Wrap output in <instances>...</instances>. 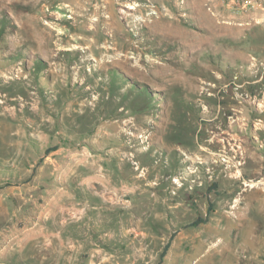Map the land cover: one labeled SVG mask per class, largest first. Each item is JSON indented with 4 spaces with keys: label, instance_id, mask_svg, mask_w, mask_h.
I'll return each instance as SVG.
<instances>
[{
    "label": "rangeland",
    "instance_id": "obj_1",
    "mask_svg": "<svg viewBox=\"0 0 264 264\" xmlns=\"http://www.w3.org/2000/svg\"><path fill=\"white\" fill-rule=\"evenodd\" d=\"M241 3L0 0V264H264V0Z\"/></svg>",
    "mask_w": 264,
    "mask_h": 264
},
{
    "label": "crops",
    "instance_id": "obj_2",
    "mask_svg": "<svg viewBox=\"0 0 264 264\" xmlns=\"http://www.w3.org/2000/svg\"><path fill=\"white\" fill-rule=\"evenodd\" d=\"M261 8H259V9H257V10H255L253 13H243L242 14V12H239V14L238 15H240L239 16V18L241 19V18H247L248 16H253V15H258L259 13H256V12H258V10L259 11H262V10H260ZM250 14V15H249ZM261 14H263V16H264V12L263 13H261ZM91 178H93V176L91 177ZM93 181H98V180H96V178L94 177V179H93ZM99 181H102V180H99ZM103 183V182H102ZM92 204V203H91ZM90 204V205H91ZM84 218V217H83ZM90 220H91V222H93L94 220H93V218L92 217H90ZM36 230H33V231H31V232H28L27 234H24V235H18L19 237H18V239H16V242H14V244L16 245L17 243H26V242H33L34 240H36L37 239V237L38 236H36V235H34L33 234V232H35ZM38 231V230H37ZM36 234V233H35ZM17 241H19V242H17ZM14 244H13V247H14ZM12 247V248H13ZM14 249V248H13ZM86 254L83 252V251H78V252H76L75 254H72V259H74V260H76L77 262H79V263H82V264H85V263H88L89 262V255H88V257L86 256ZM22 261V260H21Z\"/></svg>",
    "mask_w": 264,
    "mask_h": 264
},
{
    "label": "trees",
    "instance_id": "obj_3",
    "mask_svg": "<svg viewBox=\"0 0 264 264\" xmlns=\"http://www.w3.org/2000/svg\"><path fill=\"white\" fill-rule=\"evenodd\" d=\"M3 26H4V23H3ZM122 77V75L121 76H119L118 74H113V86L115 87L116 86V81H119V80H121L122 82L121 83H125V80L127 81L128 79L127 78H121ZM138 96H141V93H138ZM150 99V98H149ZM147 103H149V108L150 107H153V104L151 103V101H148ZM53 149V148H52ZM203 222H206V218H202V217H197V219L196 220H194L191 224L192 225H195V226H197V225H199L200 223H203ZM171 239H172V236H170V239H169V241L164 245V247H163V250L161 251V253H160V261L163 259V257L165 256V254H166V251L168 250V248H169V246H170V241H171Z\"/></svg>",
    "mask_w": 264,
    "mask_h": 264
},
{
    "label": "built area",
    "instance_id": "obj_4",
    "mask_svg": "<svg viewBox=\"0 0 264 264\" xmlns=\"http://www.w3.org/2000/svg\"><path fill=\"white\" fill-rule=\"evenodd\" d=\"M231 1H232L233 4H235L236 6H238V10H241L242 7L243 8L246 7V5H241L242 4L241 3L242 0H231ZM244 1L247 2L248 0H244ZM143 141H145V140L143 139ZM144 144H145V142H144Z\"/></svg>",
    "mask_w": 264,
    "mask_h": 264
}]
</instances>
